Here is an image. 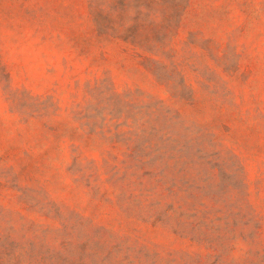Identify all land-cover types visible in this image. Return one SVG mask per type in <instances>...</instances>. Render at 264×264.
<instances>
[{
    "label": "rangeland",
    "instance_id": "1",
    "mask_svg": "<svg viewBox=\"0 0 264 264\" xmlns=\"http://www.w3.org/2000/svg\"><path fill=\"white\" fill-rule=\"evenodd\" d=\"M0 264H264V0H0Z\"/></svg>",
    "mask_w": 264,
    "mask_h": 264
}]
</instances>
